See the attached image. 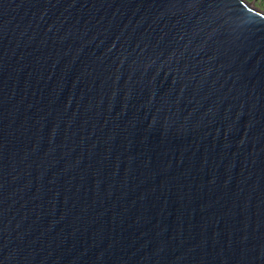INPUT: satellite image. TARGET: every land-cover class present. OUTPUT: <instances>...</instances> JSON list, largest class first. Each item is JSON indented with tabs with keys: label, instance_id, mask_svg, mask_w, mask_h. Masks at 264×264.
<instances>
[{
	"label": "water",
	"instance_id": "water-1",
	"mask_svg": "<svg viewBox=\"0 0 264 264\" xmlns=\"http://www.w3.org/2000/svg\"><path fill=\"white\" fill-rule=\"evenodd\" d=\"M0 264H264V11L0 0Z\"/></svg>",
	"mask_w": 264,
	"mask_h": 264
},
{
	"label": "rangeland",
	"instance_id": "rangeland-1",
	"mask_svg": "<svg viewBox=\"0 0 264 264\" xmlns=\"http://www.w3.org/2000/svg\"><path fill=\"white\" fill-rule=\"evenodd\" d=\"M254 7L264 11V0H247Z\"/></svg>",
	"mask_w": 264,
	"mask_h": 264
}]
</instances>
